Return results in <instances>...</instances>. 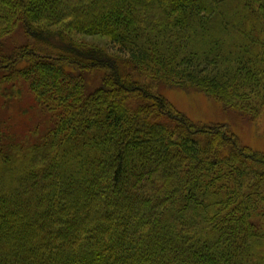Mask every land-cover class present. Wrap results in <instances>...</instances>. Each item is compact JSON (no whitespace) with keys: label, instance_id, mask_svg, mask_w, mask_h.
<instances>
[{"label":"trees","instance_id":"16d2710c","mask_svg":"<svg viewBox=\"0 0 264 264\" xmlns=\"http://www.w3.org/2000/svg\"><path fill=\"white\" fill-rule=\"evenodd\" d=\"M233 115L264 139V0H0V264H264Z\"/></svg>","mask_w":264,"mask_h":264},{"label":"rangeland","instance_id":"374dc122","mask_svg":"<svg viewBox=\"0 0 264 264\" xmlns=\"http://www.w3.org/2000/svg\"><path fill=\"white\" fill-rule=\"evenodd\" d=\"M80 43L106 48L108 39L101 37H84L75 35ZM164 95L183 113L195 122H217L226 119L223 107L195 90L167 89L162 87ZM16 112L12 111V113ZM35 115V113H34ZM229 126L242 142L255 150L264 152V139L256 134L251 124L240 120L237 116L230 117Z\"/></svg>","mask_w":264,"mask_h":264}]
</instances>
